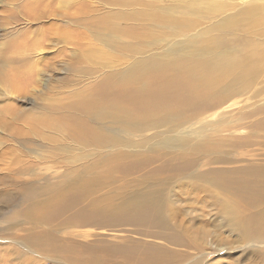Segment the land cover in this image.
<instances>
[{
  "label": "rangeland",
  "instance_id": "rangeland-1",
  "mask_svg": "<svg viewBox=\"0 0 264 264\" xmlns=\"http://www.w3.org/2000/svg\"><path fill=\"white\" fill-rule=\"evenodd\" d=\"M256 7L264 0H0V264H150L155 249L173 264H264V232L242 240L227 224L260 230L264 214V199L239 187L245 169L264 168ZM193 36L239 56L246 79L186 78L181 66L201 61ZM175 58L184 64H166ZM150 60L151 71L124 75ZM149 192L170 210L156 225L125 218L135 193ZM60 196L72 205L45 206Z\"/></svg>",
  "mask_w": 264,
  "mask_h": 264
},
{
  "label": "bare ground",
  "instance_id": "bare-ground-1",
  "mask_svg": "<svg viewBox=\"0 0 264 264\" xmlns=\"http://www.w3.org/2000/svg\"><path fill=\"white\" fill-rule=\"evenodd\" d=\"M252 8H249V9H247L246 10V12H248V11H250ZM256 9H258L259 11H260V13L264 16V8H261V7H256ZM263 20H264V18H262ZM190 37V36H189ZM191 42H190V44H193V46L191 47L192 48V50H189V53H190V57H191V59H194V60H201L200 61V64H199V66H196V62L197 61H187L188 63L187 64H185V65H187V66H181V68L182 67H184L185 68V72L187 73V75H188V77L185 75V73H184V71L183 70H181L180 69V71H178V73H180L181 75H185V77L186 78H196L199 82H207L208 80H210L211 78H212V76L214 75V74H216V73H220V74H226V73H228V72H230V71H232V70H235L236 72H237V74L242 78L241 79V81H240V84H241V82L242 81H244L245 79H246V77L248 76V72H247V70L245 69V66H244V64H243V62H242V60L240 59V57L239 56H237V57H235L234 55H230V54H223V53H221V51H220V47H219V43L220 42H218V41H216V43H213L212 44V46L213 47H209L210 49H208V50H205V49H201L200 47H198L197 45L199 44L198 42L200 41V39H199V37H192V40H190ZM209 41V40H208ZM189 42V41H188ZM211 42H214V41H210V43ZM222 43V42H221ZM258 47V46H257ZM178 48V47H177ZM182 48H183V46H182ZM181 48V49H182ZM218 48V49H217ZM222 50V49H221ZM224 50V49H223ZM251 53H252V57H254L256 60H258V61H260V62H263L264 61V51L262 50H260V49H257V50H253V49H251ZM181 60H184L183 58L182 59H180V58H175V59H173V60H171L170 61V63H166V64H168V65H172V66H174V67H177V65L178 66H180V65H182V64H184V61L182 62ZM153 60H150V61H140V62H138V63H135L124 75H127V77H132V76H134V75H140L141 73H143V72H149V70L151 71L152 69H153V66L150 64L151 62H152ZM149 65V66H148ZM154 70H155V68H154ZM170 70H171V68H170ZM172 70H175V69H172ZM178 70V69H177ZM174 74V73H173ZM176 76H178V74L176 75ZM159 77H161V76H159ZM157 79V78H156ZM160 79V78H159ZM158 79V80H159ZM164 79V78H163ZM161 80V79H160ZM156 81V80H155ZM158 81H156L155 83H157ZM162 85V84H161ZM164 85V84H163ZM128 87V86H127ZM125 91V90H124ZM131 92V91H130ZM144 93V92H143ZM149 93V92H148ZM153 93H154V91H153ZM120 94H122V93H120ZM128 94V93H127ZM130 94V93H129ZM142 94V93H141ZM124 95V94H123ZM140 95V94H139ZM110 96V95H109ZM108 96V97H109ZM144 96V95H143ZM143 96H139V98L140 97H143ZM150 96H152V95H150ZM154 96V95H153ZM157 96V95H156ZM106 97V96H105ZM107 97V99H109ZM119 97H121V96H119ZM112 98H114V97H112ZM127 98V97H126ZM148 98H151V97H148ZM120 99V98H119ZM132 99V98H131ZM153 99V98H152ZM116 100V99H115ZM129 100V99H128ZM145 100H148V99H145ZM111 101H112V99H111ZM114 101V100H113ZM112 101V102H113ZM155 101V100H154ZM157 101V100H156ZM82 102H84V101H82ZM131 102V101H130ZM142 102V101H141ZM143 102H145V101H143ZM152 102V101H151ZM219 102V101H218ZM110 103V102H109ZM158 103V102H157ZM156 103V104H157ZM79 104V103H78ZM88 104V103H87ZM113 104V103H112ZM111 104V105H112ZM147 104V103H146ZM234 104H235V102H234ZM79 105H81V104H79ZM83 105V104H82ZM81 105V106H82ZM89 105V104H88ZM114 106V105H113ZM155 106H157V105H155ZM103 107V106H102ZM101 108V107H100ZM116 108V107H115ZM103 109V108H102ZM118 109V108H117ZM147 109H148V106H147ZM150 109V108H149ZM135 110H137V109H135ZM139 110V109H138ZM151 110V109H150ZM153 112V111H152ZM142 113H144V112H142ZM151 113V112H150ZM157 114H158V112H157ZM154 115V114H153ZM102 116H105L106 118H109L111 121H113L114 123H117L118 122V120L120 119V117L118 118L116 115H115V113L113 112V111H111V110H108V111H106V112H104V114H102ZM145 116V115H144ZM164 121H166V120H164ZM37 122V121H36ZM112 122V123H113ZM172 122V124H173V121H171ZM170 122V123H171ZM119 123H121V121H119ZM165 123H167V122H165ZM169 123V122H168ZM132 124V123H131ZM120 127H121V124L119 125ZM120 127H118V128H120ZM128 126H126V125H123L122 126V128H121V130L122 131H126V128H127ZM81 129V128H80ZM86 130V129H85ZM88 130V129H87ZM120 130V131H121ZM77 131V130H76ZM82 131H84V130H82ZM81 131V132H82ZM89 132V131H88ZM119 132V131H118ZM116 133V132H115ZM184 134V133H183ZM83 135V134H82ZM186 135H180V137H179V139L180 140H183L184 139V137H185ZM109 140H111V141H115V140H117L118 141V138H117V135H115V134H111L110 136H109V138H108ZM102 140V139H101ZM165 141V140H164ZM162 143V142H161ZM193 143V142H192ZM187 144L189 145V142H187ZM191 144V143H190ZM162 145V144H161ZM156 146V145H155ZM169 146V145H168ZM197 146V142H194L193 143V147H196ZM166 147V146H165ZM158 148H159V146H158ZM163 148V147H162ZM194 150V149H193ZM187 151V150H186ZM192 151V150H191ZM188 152V151H187ZM255 165V164H254ZM262 166V165H261ZM235 171H236V169H234ZM233 170V171H234ZM238 170V169H237ZM243 170V169H242ZM223 172H224V170H223ZM223 172H221V173H223ZM231 172V171H230ZM230 172L228 171V173H229V175H228V173L226 172V174L228 175V177L230 176ZM241 172V171H240ZM215 173H213V175H214ZM218 174V173H217ZM225 174V175H226ZM236 174V173H235ZM222 175V174H221ZM236 175H238V174H236ZM241 175V174H240ZM218 176V175H217ZM223 176V175H222ZM222 176H219V177H222ZM235 176V175H234ZM214 177V176H213ZM225 177V176H224ZM231 177V176H230ZM238 178H240V177H238ZM237 178V179H238ZM218 179V178H217ZM222 179V178H221ZM228 180V179H227ZM235 180V179H234ZM233 180V181H234ZM238 181V180H237ZM236 183H238V182H236ZM226 185V184H225ZM239 187H241L240 189H242V191H243V193L246 195V194H249V193H251L252 195H253V198H255L254 200L255 201H257V199L258 200H260V199H264V168H260V167H256V166H250L249 168H247V169H245L244 171H243V173H242V176H241V179H240V183H239ZM228 186V185H227ZM238 186V185H237ZM237 186H234V187H237ZM234 189V188H233ZM238 189V188H237ZM237 189H235L234 191L235 192H237L236 190ZM239 189V190H240ZM160 191V190H159ZM163 191V190H162ZM241 191V192H242ZM240 192V193H241ZM160 193V192H159ZM78 194V193H77ZM242 194V193H241ZM240 194V195H241ZM250 194V195H251ZM164 195V194H163ZM162 195V196H163ZM239 195V193H238V196H240ZM249 195V196H250ZM162 196H158V195H156V193L155 192H149V193H147V194H145V195H140V194H136L135 193V196H133L134 198H136V199H134V200H132L131 202V205H127V206H129V209L128 210H131V211H129L130 213H125V218H126V215L127 214H130V216H132V215H134V216H136V217H144V219L145 218H150L151 219V221L153 222V225H156L157 223H155L154 224V222L156 221V218L160 215V213H161V211L162 210H164L163 209V206H164V208H165V206L166 207H168L169 208V210H170V206L169 205H167V203L165 202V200H163L162 201ZM242 197H244V195L242 194L241 195ZM240 196V197H241ZM66 197V196H65ZM76 197H77V195H76ZM240 197H238V198H240ZM241 197V200H243V198ZM67 198H70V197H68L67 196ZM66 198V199H67ZM65 200V199H64ZM64 200H63V197H59L55 202L53 201V200H50V201H48L47 203H46V201L44 200V204H45V206L47 207V208H50V207H52V206H55V207H59L60 205H61V207H64L65 205L67 206V205H69V206H71L72 204H66V201H65V203H64ZM72 200V199H71ZM230 200V199H229ZM246 199H244L243 201H245ZM253 200V199H252ZM229 202V201H228ZM71 203H73V202H71ZM76 203H78V201L76 202ZM76 203L74 202L73 203V206L75 205L76 206ZM80 203V202H79ZM78 203V204H79ZM124 203V202H123ZM165 204V205H164ZM231 204V203H230ZM63 205V206H62ZM81 206H83L84 207V204L83 205H81ZM45 207V208H46ZM108 207V206H107ZM224 207H225V205H224ZM227 207V211L225 212L226 213V216L227 215H229V213L231 214V211L233 210L232 209V207L230 206V207H228V206H226ZM264 207V206H263ZM65 208V207H64ZM73 208H75V207H73ZM79 208V207H78ZM110 208H111V206H110ZM261 208V207H260ZM57 209V208H56ZM55 209V210H56ZM59 209H62V208H59ZM81 209H82V207H81ZM106 209V208H105ZM115 209V208H114ZM124 209V206H122L121 208H120V210H123ZM236 209V208H235ZM64 210V212H65V209H63ZM62 210V211H63ZM67 210V209H66ZM76 210V209H75ZM78 210V209H77ZM108 210V209H107ZM111 210V209H110ZM43 211V210H42ZM82 211H84V208H83V210ZM87 211V210H86ZM109 211V210H108ZM125 211H127V210H125ZM153 213V216H152V213ZM172 211V210H171ZM51 212V211H50ZM79 212H81L80 211V209H79ZM90 212V211H89ZM88 212V213H89ZM167 212V211H166ZM248 212V211H247ZM259 212H260V210H259ZM66 213V212H65ZM82 213V212H81ZM103 213V212H102ZM117 213H119V212H117ZM116 213V214H117ZM155 213V214H154ZM169 213V212H168ZM167 213V214H168ZM60 214V213H59ZM64 214V213H63ZM78 214V213H77ZM76 214V215H77ZM83 214H84V212H83ZM83 214H78V216L79 215H82V217L81 216H79V217H81V218H84V216H83ZM111 215H112V213H110ZM109 214V215H110ZM170 214V213H169ZM249 214H250V211H249ZM74 215V214H73ZM85 215H86V213H85ZM110 215V216H111ZM122 214H120V216H121ZM172 215V214H171ZM261 215V214H260ZM66 216V215H65ZM91 216H93V215H91ZM91 216H86V217H91ZM119 216V219L121 220V222H122V220H123V218L121 219V217ZM130 216H129V218H130ZM236 216V215H235ZM234 216V217H235ZM258 216V215H257ZM262 216V219L260 220V221H258V224L260 225V230H261V232H260V230L258 229V227L256 228V230H251L252 232H250V231H248V227H244V226H242V225H239V227H238V223H235L236 221H235V219L234 218H228V216L226 217V218H228V219H231V220H234L235 222H231V221H228V226L229 227H233L234 229H235V231H236V234L242 239V240H247V239H250V238H252V237H254V236H260V234L261 233H263L264 231V214H262L261 215ZM67 217V216H66ZM74 217V216H73ZM79 217H76V219L77 218H79ZM113 217H115V216H113ZM117 217V216H116ZM115 217V218H116ZM135 217V219H134V222H135V220L136 219H140V218H136ZM160 217V216H159ZM158 217V218H159ZM231 217H233V216H231ZM237 217V216H236ZM243 217V216H242ZM254 217V216H253ZM80 218V219H81ZM118 218V217H117ZM128 218V217H127ZM133 218V217H132ZM154 218V219H153ZM162 218V217H161ZM169 218V217H168ZM247 218V217H246ZM72 219V218H71ZM74 219V218H73ZM91 219V218H90ZM95 219V218H94ZM163 219V218H162ZM161 219V220H162ZM167 219V218H166ZM236 219H238V218H236ZM245 219V218H244ZM249 219H250V217H249ZM248 219V220H249ZM259 219V218H258ZM79 220V219H78ZM82 220V219H81ZM84 220V219H83ZM116 220V219H115ZM126 220V219H125ZM246 220V219H245ZM88 221V220H87ZM86 221V222H87ZM132 220H130V222H131ZM140 221V220H139ZM142 221V220H141ZM147 221V220H146ZM151 221H149V222H151ZM160 221V220H159ZM256 221H257V219H256ZM82 222H84V221H82ZM85 222V223H86ZM120 222V221H119ZM120 222V223H121ZM133 222V221H132ZM238 222V221H237ZM243 222V221H242ZM142 223V222H141ZM140 223V224H141ZM143 223H145V222H143ZM142 223V224H143ZM158 223H160V222H158ZM163 223H165V222H163ZM248 223V222H247ZM90 224V223H89ZM250 225H253V224H251V222L249 223ZM144 225V224H143ZM153 225H151L150 224V227L151 226H153ZM164 225V224H163ZM246 225H248V224H246ZM249 225V226H250ZM145 227L147 226V224H145L144 225ZM149 227V228H150ZM252 229H253V227H252ZM254 229H255V227H254ZM258 229V230H257ZM224 231V230H223ZM234 231V230H233ZM230 232H232V231H230ZM233 233V232H232ZM159 234V233H158ZM161 234V233H160ZM163 235V234H162ZM246 235H247V237H246ZM174 236V235H173ZM236 236V235H235ZM165 237V236H164ZM166 237H167V235H166ZM168 237H169V235H168ZM53 238V237H52ZM170 238V237H169ZM177 238V237H176ZM179 238V237H178ZM237 238V237H236ZM239 238V239H240ZM56 239H58V238H56ZM167 239V238H166ZM181 239V238H180ZM239 239H237V241H239ZM176 239H175V237H174V241H175ZM168 241H169V239H168ZM173 241V240H172ZM177 241V240H176ZM175 241V242H176ZM226 241V240H225ZM56 242H57V240L55 241V240H53V239H51V243L49 244V242H47L48 243V247L49 248H55L56 247ZM60 242V241H59ZM171 242V241H170ZM179 242V241H178ZM183 242V241H182ZM58 245H62V244H60V243H57ZM261 244V243H260ZM65 245V244H64ZM54 246V247H53ZM63 246V245H62ZM181 246V245H180ZM246 246V248L248 247V248H251V247H256L257 248V245H252V243H250V244H248V245H243L242 247H245ZM188 247V246H187ZM259 247V246H258ZM160 248V247H159ZM262 248V247H261ZM160 250V249H159ZM166 250V249H165ZM133 252V251H132ZM156 252H158V253H156ZM134 253V252H133ZM133 253H130V254H133ZM172 253V252H171ZM136 254V253H135ZM129 255V254H128ZM168 255V254H167ZM165 255L162 251H157V249H155V251L153 252V254H152V256L153 257H150L149 258V262H150V264H173L174 262H172L171 261V259H169L168 258V256H170V255ZM137 256V255H136ZM145 256H148V254L147 255H145ZM174 256V255H173ZM90 257V256H89ZM138 257H139V255H138ZM171 258V257H170ZM174 258V257H173ZM172 258V259H173ZM130 259L133 261L134 259H136V264H145V262L147 261H145L144 262V260L142 259H139V258H137V257H134V256H132V255H130ZM176 259V258H175ZM63 261V260H62ZM65 261V260H64ZM148 262V261H147ZM147 264V263H146Z\"/></svg>",
  "mask_w": 264,
  "mask_h": 264
}]
</instances>
